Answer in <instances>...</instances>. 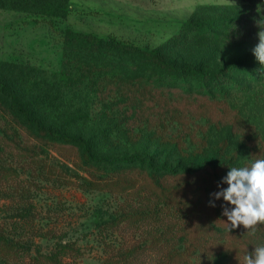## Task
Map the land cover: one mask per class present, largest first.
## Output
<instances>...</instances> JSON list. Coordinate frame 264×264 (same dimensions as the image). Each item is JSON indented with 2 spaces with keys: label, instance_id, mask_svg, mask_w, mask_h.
Listing matches in <instances>:
<instances>
[{
  "label": "rangeland",
  "instance_id": "1",
  "mask_svg": "<svg viewBox=\"0 0 264 264\" xmlns=\"http://www.w3.org/2000/svg\"><path fill=\"white\" fill-rule=\"evenodd\" d=\"M112 1L37 0L28 3L43 9V13L0 7L5 10L4 16L0 11V63L5 64H0V80L10 84L6 77L9 71L7 73L5 69L14 64L18 74L16 79L22 83L19 96H37L43 100L39 117L66 134L87 140L97 156L93 165L87 164L81 160L82 149L78 146L37 139L23 127L25 121L20 120L15 125L16 129L27 137L32 136V140L41 147L39 157L43 163L55 169L62 179L54 182L51 177H41L37 173L30 176L22 173L29 183L32 181L35 184L30 199L34 200L36 209L34 224L19 228L16 234H21L26 240L34 239L30 246L33 254L38 249L51 251L59 238L75 241L84 250V256L77 264H122L119 261L120 247L132 254L130 261L123 264H163L167 247L160 243H164L165 237L153 244L156 220L145 215L141 217L136 212L140 206L143 209L154 199L152 179L161 178V182L171 188L179 182L198 181L200 175H163L150 169L146 163L173 169L176 166H191L205 159L214 160L216 154L212 148L216 142L227 138L230 151L235 152L237 158L216 177L223 179L230 168L242 167L254 158L252 155L256 152L252 153V149L264 145V99L257 98L264 93L252 89L235 95L239 97L231 100L212 102L205 97L207 95H191L162 87L158 80L149 82L146 79L144 82V77H141L137 79L142 81L139 91L136 88L140 96H129V99L128 96H110L97 76L90 79L79 69L80 54L66 49L58 32L49 24L52 21L56 30L72 28L100 36L114 34L120 40L149 50L159 48L167 58L201 71L220 69L234 63L260 65L253 54L259 43L260 31L252 29L251 33L238 36L229 32L228 25L218 27L222 22H230V18L246 14V8L235 6L239 4L238 0H132L131 7L123 0H119L118 5V1ZM4 3L16 7H26L27 4L18 0H4ZM15 14L19 18L15 19ZM188 22L193 23L191 27L200 28L183 31ZM132 56L128 55L129 58ZM108 73L111 74V71ZM101 74L103 76L105 72ZM131 74L138 76L145 71L140 69ZM244 75L247 76V73ZM192 85L197 84L192 81ZM217 113L223 118L221 125L215 124L211 118ZM233 121H237L241 135L247 132L246 129L250 131L253 128L260 132V138L246 141V137L231 132L224 123ZM3 135L0 132V197L5 191L20 187L16 177L8 180L1 169L10 163L14 152L11 144L2 139ZM203 140L209 143L207 152L198 157L195 151ZM137 156L144 161L139 165L137 160L138 168L125 172L132 182V185L125 186L126 191L120 192L125 197L118 199L107 189L83 185L85 178L93 179L91 172L94 169L103 177L108 170L106 168L112 170L128 166L127 162L120 161ZM262 156L259 155V159H264ZM115 160L118 162L113 163ZM94 164L99 167H89ZM207 178L210 179L209 175ZM171 189L165 191L171 199L169 209H173L169 210V221L176 222L174 210L179 208L183 193ZM157 192L160 193L159 190ZM120 201L127 203L128 211L135 212V215L121 227L102 229L100 224L110 220L111 214L119 210ZM15 206L10 199H0V225L12 222L11 218L13 221L16 219ZM232 207L224 201L220 209V216L225 220L218 223L226 229L230 222L223 211ZM184 208L189 215L186 226L190 228L194 220V206L187 203ZM139 217L141 220L137 221ZM259 227L257 225L256 228ZM245 236L247 233L242 240L247 239ZM242 249L245 248L242 246ZM247 253L242 251L236 263L244 264Z\"/></svg>",
  "mask_w": 264,
  "mask_h": 264
},
{
  "label": "trees",
  "instance_id": "2",
  "mask_svg": "<svg viewBox=\"0 0 264 264\" xmlns=\"http://www.w3.org/2000/svg\"><path fill=\"white\" fill-rule=\"evenodd\" d=\"M5 1L14 2L15 0ZM18 1L26 2V7L8 5L4 3V0H0V7L33 13L45 12L43 9L28 4L37 0ZM235 6L246 8V14L230 18V22H222L218 27L222 28L228 25L229 32L238 36L251 33L252 29L264 30V0H242ZM192 24V22H188L183 31L190 32L200 28V26L191 27ZM49 25L55 32H58L66 49L83 55V57L78 56L80 60L79 69L90 79L97 76L99 82L108 89L107 94L110 96H128V99L129 96H140L138 87H141L142 81L138 82L137 79L141 77H144V82L146 79L149 82L158 80L162 87L169 89H178L191 95H207L205 97H209L212 102L231 100L234 97H239L235 95L250 92L252 89L264 93V66L261 64L248 66L244 63H234L224 65L220 69L201 71L191 66L178 64L167 58L159 48L149 50L132 42L120 40L114 34L100 36L93 32L72 28L56 30L52 21ZM204 27L211 29L208 24H204ZM128 55L133 56L129 58ZM10 65L12 66L9 69H5L7 73L9 71L6 77H8L7 80L10 84L0 80V132L4 134L2 136L4 142L11 144L14 152H12L10 163L3 165L1 169H3L8 180L16 177V183L20 187L18 190L5 191L3 197H0V199H10L16 205L14 209L16 219L13 221L11 218L10 221L12 222L0 225V264H77L84 256V250L75 241L59 238L51 251L46 252L38 249L37 253L33 254L30 246L34 239L26 236L30 238L26 240V238L21 237V234L17 236L16 233L19 228L34 224L36 209L34 200L30 199L32 187L35 184L32 181L29 183L28 178L22 177V173H26L28 176L37 173L41 177H51L54 182L62 179V176L54 168L52 170L51 166L43 163L39 157V148L41 147L32 140L31 135L37 139L78 146L82 149L81 160L87 164L92 163L93 165V161H97V156L87 140L66 134L51 122L39 117L44 101L39 100L37 96H19L21 92L19 86H22V83L16 79L18 76L16 67L14 64ZM10 68L12 69L10 70ZM140 69L144 70L145 74L131 76V73ZM109 71L111 74H107ZM102 72H105L103 76ZM245 73L247 76L244 75ZM192 81H195L197 85L193 86ZM103 87L101 89H104ZM257 98L264 99V96ZM213 115L211 118H213L214 123L221 125L223 123L221 114ZM20 120L25 121L23 127L30 131L29 137L25 136L21 130L16 129L15 125L19 124ZM224 125L230 127L228 129L236 135H241L237 121L224 123ZM246 130L247 132L241 135L242 138L246 137V141L260 138V132L256 129ZM208 144L204 140L200 143L198 150L195 151L198 157L206 154ZM263 146L262 144V146L252 149V153L256 152L252 155L254 158L251 161L248 160L242 167L250 166L259 159V155L264 157V154H260L264 152ZM212 150L216 154L214 160L205 159L191 166H176L172 169L168 166H156L152 162L146 163L150 169L162 172L163 175L171 173L176 177L201 176H199L198 181L195 179L192 182L183 181L173 184L172 189L164 185L161 178L152 179L153 186L151 185V187L153 188L154 199L143 209L140 206L136 212V215L140 214L141 217L145 215L157 221H155L156 226L153 228L152 243L157 244L165 237L164 243H160L161 246L167 247L163 264H237L239 254L242 251L252 253L255 247L264 246V225H259L260 227L256 228L253 233L250 230L246 231L247 229L242 226L228 231L218 223L225 220L220 216V209L224 200L222 197L220 199L213 198V194L226 189L227 186H225L226 183H223L224 178L218 179L216 177L220 172L229 168L236 160L237 154L230 151V143L227 138L216 142ZM137 160L139 165H142L144 158L137 156L131 159H122L120 162H127L128 166H119L112 170L106 168L108 170L105 171L106 175L103 177L96 173L97 169H94L91 172L93 179L85 178L83 185L107 189L106 191L121 199L126 195L123 193L120 195V192L126 191V185H132L125 172L130 169H137ZM115 162L118 160L113 161V163ZM92 165L89 167H99L98 164ZM207 174L210 179L207 178ZM151 178L154 177L151 176ZM170 189L176 193H183L182 199L178 203L179 208L174 210L177 216L176 222L169 221V210L173 209H169L171 199L166 196L165 191H170ZM158 190L160 193L157 192ZM187 203L194 206V220L193 224H190V228L186 226V218L189 215H187L184 206ZM213 204L215 206H212ZM134 215L135 212L130 213L128 211L127 203L120 201L119 210L111 214L110 220H104L100 227L102 229L121 227L122 224H127ZM141 217L137 221H140ZM246 233L247 239L242 240V236ZM260 238L263 240H258ZM242 246L245 249H242ZM139 248L137 247V249ZM120 250L119 261H122V264L129 262L132 255L130 251L122 247ZM240 263L242 264V262Z\"/></svg>",
  "mask_w": 264,
  "mask_h": 264
},
{
  "label": "clouds",
  "instance_id": "3",
  "mask_svg": "<svg viewBox=\"0 0 264 264\" xmlns=\"http://www.w3.org/2000/svg\"><path fill=\"white\" fill-rule=\"evenodd\" d=\"M259 43L253 54L264 66V30L258 33ZM228 186L214 193L216 199L223 198L233 207L224 208L228 231L243 225L255 232L257 225H264V159L255 160L250 166L232 167L223 179ZM212 206H215L214 204ZM244 264H264V246L255 247L252 253L244 257Z\"/></svg>",
  "mask_w": 264,
  "mask_h": 264
},
{
  "label": "crops",
  "instance_id": "4",
  "mask_svg": "<svg viewBox=\"0 0 264 264\" xmlns=\"http://www.w3.org/2000/svg\"><path fill=\"white\" fill-rule=\"evenodd\" d=\"M112 0H109V2H111ZM115 1H118V3L116 4V5H118V4H120V1L119 0H113L112 2H115ZM145 1H147V0H145ZM123 2H125V4L126 5H129V7H131L132 6V0H123ZM242 2V0H238V3H241ZM0 11H2L4 14H2V16H4L5 15V10L4 9H0ZM98 11H100V12H102L101 10H99L98 9ZM16 13V12H15ZM19 13V12H18ZM16 18H19V15H17V14H15V19Z\"/></svg>",
  "mask_w": 264,
  "mask_h": 264
}]
</instances>
